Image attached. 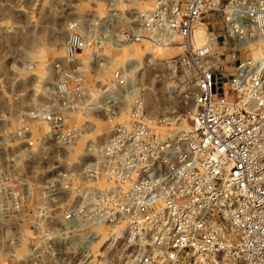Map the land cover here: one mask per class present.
I'll return each instance as SVG.
<instances>
[{
    "label": "built area",
    "instance_id": "obj_1",
    "mask_svg": "<svg viewBox=\"0 0 264 264\" xmlns=\"http://www.w3.org/2000/svg\"><path fill=\"white\" fill-rule=\"evenodd\" d=\"M217 13L227 76L207 19ZM56 20V81L26 112L45 128L0 141V264H103L107 244L129 248L127 264H264V0H56ZM142 41L180 47L166 62L192 86L191 132L163 134L166 119L136 100L126 112L133 85L118 68L101 97L112 128L76 151L78 55Z\"/></svg>",
    "mask_w": 264,
    "mask_h": 264
},
{
    "label": "rangeland",
    "instance_id": "obj_2",
    "mask_svg": "<svg viewBox=\"0 0 264 264\" xmlns=\"http://www.w3.org/2000/svg\"><path fill=\"white\" fill-rule=\"evenodd\" d=\"M151 3L141 2L135 6L148 8ZM23 8L18 10L17 8ZM219 13L209 14L208 21H215L214 31L220 43V61L223 75L227 76L234 67L229 60L230 48L223 37V26L218 22ZM64 22L56 20V0H0V141L15 145L12 132L17 128H31L32 138H37L40 128L45 126L28 111L48 102L56 72L52 62L63 54L65 38ZM122 46L107 47L97 52L85 50L78 55L84 66V81L88 86L86 100L70 121L85 133L76 147L87 138L102 141L113 126L105 119L101 110L102 88L113 72L125 68L133 89L121 106L128 112L141 103L143 111L166 122L156 128L163 134L179 135L191 132L193 109L192 86L179 81L178 70L166 62L177 54L176 47L155 49L146 41ZM245 50L237 51L243 57ZM234 98V94L229 95ZM181 138V137H180ZM3 142V141H2ZM10 150V149H9ZM103 235L102 239H105ZM103 264H127L130 249L123 250L107 244Z\"/></svg>",
    "mask_w": 264,
    "mask_h": 264
},
{
    "label": "bare ground",
    "instance_id": "obj_3",
    "mask_svg": "<svg viewBox=\"0 0 264 264\" xmlns=\"http://www.w3.org/2000/svg\"><path fill=\"white\" fill-rule=\"evenodd\" d=\"M128 46L127 45H122V49L124 50V49H126ZM176 48H178V49H180V47L178 46V47H176ZM170 134H171V136H173V134L174 133H172V132H170Z\"/></svg>",
    "mask_w": 264,
    "mask_h": 264
}]
</instances>
